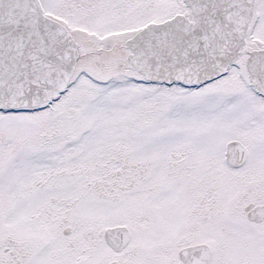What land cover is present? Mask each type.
<instances>
[{"label":"snow or ice","instance_id":"obj_1","mask_svg":"<svg viewBox=\"0 0 264 264\" xmlns=\"http://www.w3.org/2000/svg\"><path fill=\"white\" fill-rule=\"evenodd\" d=\"M0 264H264V0H0Z\"/></svg>","mask_w":264,"mask_h":264}]
</instances>
